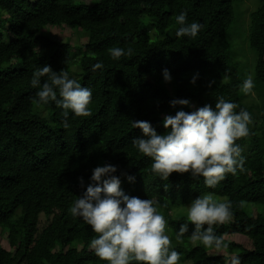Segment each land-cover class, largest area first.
I'll list each match as a JSON object with an SVG mask.
<instances>
[{"label":"trees","instance_id":"1","mask_svg":"<svg viewBox=\"0 0 264 264\" xmlns=\"http://www.w3.org/2000/svg\"><path fill=\"white\" fill-rule=\"evenodd\" d=\"M244 1L0 0V229L7 242V248L0 244V264H106L88 247L96 235L91 227L69 213L92 183L93 169L105 164L117 167L113 175L125 194L158 202L172 249L181 254L179 264H232L234 259L264 264V0H258L245 25L257 56L252 73L245 66L243 72L231 54L235 4ZM185 11L188 23L203 25L195 38L175 34V17ZM55 28L84 31V50L77 44L74 52L68 41H58L51 32ZM111 47H131L133 55L114 60ZM98 62L103 68L91 71ZM45 65L56 72L67 70L70 78L92 90L90 116L69 112L70 127L65 129L55 102H33L38 89L30 80ZM164 69L171 82L164 80ZM248 75L260 106L248 104L240 90ZM220 96L237 104V112L251 114L249 135L237 141L245 170L227 174L214 188L190 174L173 173L168 181L153 174L151 158L132 145L143 133L131 121H148L164 134V114L174 115L179 108H172L171 100L189 99L197 107L214 108ZM204 193L232 203V218L214 226L226 248L193 244L192 225L181 241L175 238L187 220L179 213L174 217V212ZM254 207L256 214L251 213ZM229 235L243 237L249 248L229 243Z\"/></svg>","mask_w":264,"mask_h":264},{"label":"clouds","instance_id":"2","mask_svg":"<svg viewBox=\"0 0 264 264\" xmlns=\"http://www.w3.org/2000/svg\"><path fill=\"white\" fill-rule=\"evenodd\" d=\"M175 22L179 25L177 37L195 38L203 27L197 22L188 23L186 11L177 15ZM108 52L114 60L133 55L131 47L126 50L111 47ZM102 68L103 63L98 62L92 65L91 71ZM197 77L198 74L193 77V84ZM42 78H46L43 83ZM163 78L171 82L168 69L163 70ZM30 83L38 89L34 103L55 102L62 109L65 129L70 127L69 112L77 117L91 115L92 90L70 78L67 70L56 72L48 65L38 67ZM214 83L213 80L209 87ZM253 88V78L248 75L240 90L249 95ZM170 105L179 108L174 115L164 114V134H159L148 121H131L132 128H139L143 133L142 137L132 140V145L140 154L151 158L153 174L164 181L173 173L190 174L193 179L203 177L205 185L214 188L227 174L245 170L243 149L237 141L250 132L252 117L247 110L237 112L239 106L223 96L216 99L214 108L211 104L197 107L189 99H173ZM116 172L117 167L112 164L93 169L92 183L69 208L70 215L82 218L96 234L89 242V249L106 264H179L181 254L172 249V240L166 234L167 221L158 211V202L125 194L120 179L113 175ZM128 179L134 181L135 177ZM80 183L83 187L82 177ZM164 189L168 190V184ZM239 207H244V201L239 202ZM232 215L231 202H217L212 193L201 194L187 206V222L179 226L175 238L181 241L192 225L189 239L193 244L199 242L206 249L226 248L223 235H217L214 226L229 221ZM232 264H239V260L234 259Z\"/></svg>","mask_w":264,"mask_h":264},{"label":"rangeland","instance_id":"3","mask_svg":"<svg viewBox=\"0 0 264 264\" xmlns=\"http://www.w3.org/2000/svg\"><path fill=\"white\" fill-rule=\"evenodd\" d=\"M259 7V1L258 0H247L243 3H237L235 4V13H236V19L233 25L230 28V44H231V54L233 61L240 65L239 68L244 72V66L246 69L250 70V73H252L255 63H256V53L249 47L248 44V27L245 31V25L249 21V16L252 12H254ZM240 18V19H239ZM245 23V24H244ZM51 32L55 34L58 41L65 43L69 42L71 46H73L74 49H72L74 52H77L78 49L75 47L77 44H79L78 47L79 50H84V43H86V40H88L87 34L79 29H74L71 32L69 30H61V29H52ZM54 37V36H53ZM75 69V67L73 68ZM241 71V72H242ZM246 79V78H245ZM244 81V80H243ZM246 102L248 104H252L255 106H260V99L253 90L252 94L246 95ZM262 124V123H261ZM258 210L254 207L251 209L252 214H256ZM262 212L264 213V209H262ZM176 213H179L181 215L186 216L187 214V206L180 208L174 212V217L176 216ZM42 225H46L47 221L45 220V217H41ZM166 234H168L166 232ZM169 235V234H168ZM245 239L241 236L237 235H229L227 237V241L230 243H242L245 247L249 248V243L244 241ZM0 244L7 248V242H6V234H4L0 229ZM217 252V251H216ZM213 252V253H216ZM220 253L223 254L221 251ZM230 257H234V255L230 252L227 254ZM231 258V260H232Z\"/></svg>","mask_w":264,"mask_h":264}]
</instances>
